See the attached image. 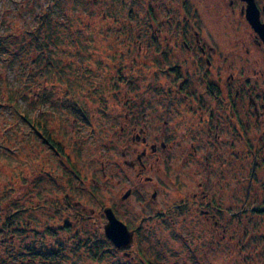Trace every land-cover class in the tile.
Returning <instances> with one entry per match:
<instances>
[{
	"label": "rangeland",
	"instance_id": "obj_1",
	"mask_svg": "<svg viewBox=\"0 0 264 264\" xmlns=\"http://www.w3.org/2000/svg\"><path fill=\"white\" fill-rule=\"evenodd\" d=\"M123 1L131 12L122 10L127 8ZM161 2L0 0V49L8 55H0V264H49L48 260L90 264L92 248H96L93 237L98 226L102 233L101 211L108 205L121 213L136 234L131 255H114L106 264H136L142 253L155 264H264V166L259 169L256 163L257 170L252 171V155L245 172L250 183L235 173L224 190L216 186L219 223L212 225L198 217L197 183L186 170L180 182L157 176L159 171L150 172L154 182L144 190L124 162L130 156L121 154L128 146L125 139L114 138L118 114L124 120V112L139 104L144 108L142 102L151 97L147 90L154 82L149 74L158 64L151 65V56L141 55L136 43L150 38V16L157 24L163 23L164 16L169 19L167 12L159 10ZM154 7L157 12H147ZM215 24L210 21L211 27ZM219 25L223 36L214 33L218 42L226 38L225 22L220 20ZM38 32L42 36L51 32L53 38L42 53L37 47L41 40L30 36ZM100 93L109 105L114 100L118 103L110 116L97 111ZM75 101L87 111V122L68 109L76 106ZM23 116L75 162L83 184L65 174L59 157ZM261 130L251 127L248 131L250 154L261 144L257 141ZM260 155L262 160L264 147ZM130 185L134 192L123 202L121 195ZM152 186L159 188L153 202L160 211L157 215H149L153 209L147 193ZM176 190L191 199L181 210L175 205L179 195L172 192ZM66 221L68 230L61 225Z\"/></svg>",
	"mask_w": 264,
	"mask_h": 264
},
{
	"label": "flooded vegetation",
	"instance_id": "obj_2",
	"mask_svg": "<svg viewBox=\"0 0 264 264\" xmlns=\"http://www.w3.org/2000/svg\"><path fill=\"white\" fill-rule=\"evenodd\" d=\"M128 1L132 4L133 0ZM123 2L126 6V1ZM172 2L177 8L171 7ZM126 7L122 10L131 12L130 7ZM158 7L161 12H167L169 19L164 16L163 23L157 24L153 22L154 16H150L153 31L150 38L139 43L135 41L141 55L145 54L147 59L151 56V65L158 64L149 74L154 82L147 90L151 97L142 102L144 108L139 104L124 112V120L118 114L114 138L125 139L128 146L121 154L123 157L130 156L124 162L135 172V178L144 190L148 187L147 183L153 185L154 176L150 172L159 171L157 176L171 180L176 178L180 182L186 170L197 183L195 193L199 195L194 194V202L195 210L199 209L198 217L218 225L214 205L216 186L220 185L224 190L229 179L233 180L236 176L235 173L250 183L249 176L245 175L250 155L253 158L252 171L257 170V164L259 169L264 166L261 162H264V157L259 160L260 149L264 147V127L261 125L264 124V0H163ZM147 12L157 10L154 7ZM251 18L263 29V33L254 28ZM211 20L217 25L211 27ZM220 20L225 22L226 38L218 42L214 33L221 34ZM163 27L168 33L163 34ZM117 28L124 30L123 26ZM103 97L100 93L97 111L110 116L118 110V103L114 100L115 103L109 105ZM75 102L76 106L70 105L68 109L73 111L72 114L76 112L77 119L85 123L89 120L87 111ZM126 104L131 108L130 102ZM41 113L40 110L37 116ZM23 118L31 127L32 121L25 116ZM251 127H261L262 130L257 136L261 144L250 154L248 131ZM34 131L59 157V165L65 174L83 184L84 176L75 162L65 157L54 141L37 126ZM235 142H238L237 146ZM235 164H238V171ZM45 173L51 176L50 170ZM217 175L223 176L217 179ZM55 177L54 182L57 181ZM134 189L132 185L124 189L121 195L123 202L133 194ZM158 192L159 188L152 186V192L147 193L153 209L149 215L160 214L153 203ZM89 193L95 196L93 190ZM172 193L179 195L175 203L179 210L186 200L191 201L182 190ZM229 194L231 197V192ZM246 204L241 205L242 210ZM106 208H110L133 231L132 242L127 247L117 246L107 236ZM101 216L104 220L100 225L102 233L98 226L97 236L93 237L96 238V248H92L90 264H106L112 262L114 255L132 253L130 247L134 244L136 230L129 227L121 213L119 215L111 205L103 207ZM61 225L65 230L69 229L67 221ZM185 241L190 244L189 240ZM142 255L141 264H155L146 253ZM48 262L52 264L51 260ZM55 264L58 262L55 261Z\"/></svg>",
	"mask_w": 264,
	"mask_h": 264
},
{
	"label": "water",
	"instance_id": "obj_3",
	"mask_svg": "<svg viewBox=\"0 0 264 264\" xmlns=\"http://www.w3.org/2000/svg\"><path fill=\"white\" fill-rule=\"evenodd\" d=\"M254 28L263 33V29L252 20ZM108 221L105 225V232L108 237L119 247H127L133 239V231L129 230L127 225L119 220L110 208L105 209Z\"/></svg>",
	"mask_w": 264,
	"mask_h": 264
},
{
	"label": "trees",
	"instance_id": "obj_4",
	"mask_svg": "<svg viewBox=\"0 0 264 264\" xmlns=\"http://www.w3.org/2000/svg\"><path fill=\"white\" fill-rule=\"evenodd\" d=\"M32 1V0H31ZM51 32L49 33V32H47L45 35H47L46 37H45V35L44 36H42L41 34H40V32H38V36L36 35H34V34H30V36H34V38L35 39H33V40H41L40 41V45H37V47H39L40 48V50L38 51V53L40 52V53H42V52H45V49L47 50L48 48H49V46H50V44H51V41H52V36H51ZM45 38H46V40H45ZM8 47L9 46H6L5 48H6V50H8ZM0 52H1V54H3L4 55V53H5V51L3 50V52H2V50L0 49ZM80 52H81V50H80ZM78 60V59H77ZM80 61H81V59H79ZM11 62H12V60H11ZM78 62V61H77ZM33 64V63H32ZM31 64V65H32ZM48 65H50L49 63H48ZM27 73H28V80H29V78H30V76L32 75V72H31V69H29L28 71H26ZM43 74H45L44 72H43ZM31 127H36V125L35 124H32L31 125Z\"/></svg>",
	"mask_w": 264,
	"mask_h": 264
},
{
	"label": "bare ground",
	"instance_id": "obj_5",
	"mask_svg": "<svg viewBox=\"0 0 264 264\" xmlns=\"http://www.w3.org/2000/svg\"><path fill=\"white\" fill-rule=\"evenodd\" d=\"M9 49H10V48L8 47V50H9ZM1 50H2V49H1ZM0 55H3V54L0 53ZM4 55H5V54H4ZM5 56H8V55H5ZM5 58H6V57H5Z\"/></svg>",
	"mask_w": 264,
	"mask_h": 264
}]
</instances>
